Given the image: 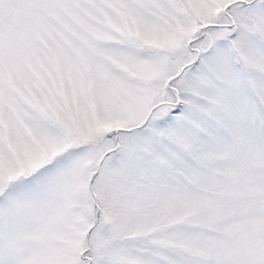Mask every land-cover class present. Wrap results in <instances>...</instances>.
<instances>
[{
	"label": "snow or ice",
	"instance_id": "obj_1",
	"mask_svg": "<svg viewBox=\"0 0 264 264\" xmlns=\"http://www.w3.org/2000/svg\"><path fill=\"white\" fill-rule=\"evenodd\" d=\"M0 264H264V0H0Z\"/></svg>",
	"mask_w": 264,
	"mask_h": 264
}]
</instances>
